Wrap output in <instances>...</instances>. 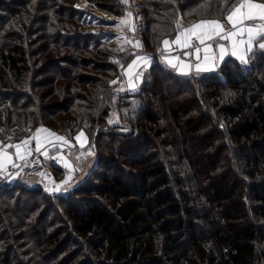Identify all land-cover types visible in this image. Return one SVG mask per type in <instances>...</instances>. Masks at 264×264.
Returning a JSON list of instances; mask_svg holds the SVG:
<instances>
[{
  "label": "trees",
  "instance_id": "obj_1",
  "mask_svg": "<svg viewBox=\"0 0 264 264\" xmlns=\"http://www.w3.org/2000/svg\"><path fill=\"white\" fill-rule=\"evenodd\" d=\"M83 1L127 12L123 0H0V140L84 129L96 159L66 194L28 175L0 183V264H264V51L195 78L153 59L119 126L118 67ZM165 20L155 45L174 36Z\"/></svg>",
  "mask_w": 264,
  "mask_h": 264
},
{
  "label": "snow or ice",
  "instance_id": "obj_2",
  "mask_svg": "<svg viewBox=\"0 0 264 264\" xmlns=\"http://www.w3.org/2000/svg\"><path fill=\"white\" fill-rule=\"evenodd\" d=\"M220 3L227 5L223 10L225 14L215 19H200L188 26H184L179 20L175 21V37L172 40L164 39L162 41L164 49L160 50L166 67L181 76L195 78L202 73L215 71L220 63L225 62L226 57H235L242 64H248L255 49L264 51V0L261 2H256V0H220ZM201 7H210V4ZM131 17L132 13H127V17L115 27L128 26L129 31L135 32ZM120 39L132 44L135 48L143 47L139 40L133 42L124 36ZM173 45L184 58L181 55L171 54ZM119 51H124V49L120 48ZM151 62L152 58L147 55H135V58L126 67L119 60H114V63L124 68L122 75L127 77V90L132 92L137 91L138 82H142L144 73ZM109 83L117 84L118 80H112ZM125 90L124 87L117 89L121 92ZM114 122L109 121V123ZM2 131L3 129H0V132ZM41 134H46L43 140ZM83 136L84 134L81 132L75 137L81 148L85 145L86 138L82 139ZM33 141H35L34 151L36 153H40L45 159H58L68 169V176L62 181L63 184H68L71 180V173L77 169L63 155L50 156L45 141L53 148L57 147L56 142L71 147L70 141L43 126L36 129L30 137L20 143L0 144V171L5 168V164L8 162L13 168L20 167L15 163L17 159L25 161L27 164V158L33 154L30 147ZM10 148L15 149L14 153L7 151ZM42 149L44 150L42 151ZM85 155H94V153L89 149L87 153L82 152L75 159L78 161ZM38 174L45 175V173ZM49 191H59V186L49 189Z\"/></svg>",
  "mask_w": 264,
  "mask_h": 264
},
{
  "label": "rangeland",
  "instance_id": "obj_3",
  "mask_svg": "<svg viewBox=\"0 0 264 264\" xmlns=\"http://www.w3.org/2000/svg\"><path fill=\"white\" fill-rule=\"evenodd\" d=\"M161 3L159 2H151V0H126L125 2V7L127 9V12L122 15V16H116L112 13H107L105 11H102L101 9H98L95 7L94 4H91L90 2L87 1H83L80 3V6L83 10V12L85 13L84 15V24H85V29L89 32H96L99 33L100 37H101V46L107 51L108 54H104L103 57H105L106 59H111L112 61L114 60H119L121 62V64L126 65L128 63H131V60L133 58H135V55H147L149 57L152 58V62L153 59H158V61L163 62L162 57H161V51L164 49V45L162 44V41L164 39H169L172 40L175 35H176V31H174L175 33L173 34V37H164L161 40V44L159 45L156 44L155 45V41H157L159 39V37L161 35L158 36V31L159 29H161V27L163 28V26H159L161 19H163L164 17H166L165 22L170 24V22L173 21V28L170 29L169 31H173L174 27H175V21L179 20L182 22V24L184 26H188L190 24H192L193 22H196L200 19H204V18H200L203 17L205 15H197L196 19L191 17V18H187L184 17L183 18V14L186 13V11L188 13H195V14H199L198 9H207L206 7H201L202 5H209L210 4V10L212 11H216L217 12V7L221 6L220 0H193L196 1L194 3L191 4L192 0H184V4L180 3V0H160ZM124 2V0H123ZM256 2H261L260 0H256ZM165 3V5H164ZM216 3L218 4V6H216ZM220 5V6H219ZM131 12L132 13V17H131V23L135 26V32L129 31L128 26H125L123 28H117L115 27V25H117L118 23H120L121 20L125 19L127 17V13ZM209 19H215V18H209ZM226 23V21H225ZM127 37L128 40H132L133 42L136 40H139L142 45L143 43L145 44V42H148L150 45L146 46V48H144V46L142 48H135L133 47L132 44L127 43L125 40L120 39V37ZM146 38L148 39V41L146 40ZM143 39V40H142ZM72 43V42H71ZM120 48H123L124 51H119ZM174 52H176L175 54L178 55L180 54L182 56V53H180V51L178 49H176V47L173 45L172 46V52L171 54H173ZM75 52H73L72 55V63L76 61L77 56L76 54H74ZM174 55V54H173ZM227 58V57H226ZM225 58V59H226ZM234 59H236L235 57H232ZM237 60V59H236ZM238 62H240L239 60H237ZM151 62V63H152ZM241 63V62H240ZM65 65V64H63ZM165 65V64H164ZM71 70H73L72 72L75 71H79L81 69H84L82 66L81 67H74L70 65H67ZM118 67V73L115 76V78H112L111 80H118L117 84H113L111 85L112 88H114V92L117 94V96L119 98H117V108H118V116L116 115V117L114 118L113 121H115L114 123H117L119 126L124 125V127L128 126L129 121L126 123V117L129 115L130 112H132L134 109H132V105L133 103L136 102L137 100V95L134 93H131L129 90H127L128 85H127V77L122 75V72L124 71V68H122L120 65L117 64ZM102 70L104 71L103 67ZM95 72V71H94ZM181 76V75H179ZM181 77H186V76H181ZM91 80V78H90ZM65 81H67V79H65ZM57 82L60 84L61 81L57 80ZM72 82V81H70ZM73 83V82H72ZM140 85V82H138V87ZM110 86V87H111ZM96 87V85H95ZM120 87H124L126 90L121 92V91H117V89H119ZM101 90V89H100ZM112 91V90H111ZM102 96L101 91L98 95L97 98H100ZM107 98V96L101 98L98 102L99 107L100 104H105V99ZM122 98L123 100H118ZM116 99V98H115ZM126 99H128L130 101H127ZM114 100V98H113ZM120 102H123V104H120ZM119 104L121 105L119 107ZM132 106V107H131ZM122 112V115L120 116L119 113ZM114 110H110L109 111V119L112 118L114 114ZM61 129V127H60ZM56 132V131H54ZM81 132H83L84 136L82 137V139H85V145L83 148L80 147L79 143L75 140V137L77 135H79ZM57 133V132H56ZM31 134V133H30ZM30 134H26L23 137L20 138L23 139L25 137H28ZM63 135V134H62ZM65 138L67 140L70 141L71 147H67L65 152H62L63 155H69L71 161L74 164V168H77L78 170L83 169L82 172L77 173L76 175V180L73 179V176L71 175V180H69L68 185L65 187V185L62 183V181H64L67 177V175L62 176L61 174H59V170L60 167L56 164H52L50 161H47L45 159V157H43V159L49 163L51 166L55 165V167L58 168L55 169V173H54V179L53 182L55 181L56 183H58L59 188L60 186L62 187L61 189V193L62 194H66V192L73 187L75 184L78 183V181L82 180L84 177L88 176L92 170H94V168L96 167V161L95 160V156L94 155H85L83 157H81L80 160H76L75 157L80 155V153H87V151L89 149H91V151L94 153L93 148L91 146V142L92 140H90V137L88 135V132L84 129H80L78 130L72 137H67L65 136ZM2 143V142H1ZM32 150H34L31 147ZM67 149L69 151H67ZM18 160H17V164H18ZM95 163V167H93ZM8 167V166H7ZM85 168H87L85 170ZM85 170V172H84ZM8 172V168H4L1 173H0V177L1 179L3 177H5L4 175ZM73 172H77V170L73 171ZM17 175L19 176H23V173H17ZM60 175V176H59ZM16 175H12L11 177H9V179L5 180L6 181H12L14 180L16 177ZM22 183L29 185V184H34L38 181V178L35 175H28L26 177H21L19 179ZM77 181V182H76ZM2 182V183H4ZM1 183V184H2ZM54 183L55 185H52V183L50 182L49 184V188H56L57 184ZM55 191H50V193H53ZM59 192V191H58ZM60 193V194H61ZM43 228V224L41 225V230ZM30 230V227H26V230L23 232H26ZM38 227H37V232L34 234L35 239H38L39 236V232H38ZM20 238V237H19ZM24 245V246H23ZM25 244L21 245V249L24 248L25 249ZM22 249V251L24 250Z\"/></svg>",
  "mask_w": 264,
  "mask_h": 264
},
{
  "label": "crops",
  "instance_id": "obj_4",
  "mask_svg": "<svg viewBox=\"0 0 264 264\" xmlns=\"http://www.w3.org/2000/svg\"><path fill=\"white\" fill-rule=\"evenodd\" d=\"M176 52H174L173 54L174 55H176L175 54ZM181 53V52H180ZM172 54V55H173ZM178 55H180V54H178ZM182 58H184L183 56H182ZM41 126H39V127H37L36 129H38V128H40ZM44 128H47V127H45V126H43ZM35 129V130H36ZM47 129H49V128H47ZM35 130L31 133V135L35 132ZM52 131V130H51ZM54 132V131H53ZM56 133V132H55ZM57 134L58 135H60V136H63V137H65L64 135H62L61 133H58L57 132ZM31 135H29L28 137H30ZM46 136V134H41V139L43 140L44 139V137ZM28 137H25V138H23V139H21L20 141H11V140H0V144H17V143H20L22 140H24V139H27ZM2 142V143H1ZM57 143V147L56 148H53L52 146H51V144H49V143H47L46 141H45V145H46V148H47V150H48V152H49V155L50 156H59V155H63L62 154V152H65L66 151V148L67 147H69L68 145H63V144H60L59 142H56ZM32 146L35 148V141H33L32 142ZM72 145V144H71ZM44 149H42V151H43ZM7 151L9 152V153H14V151H15V149H7ZM67 151H69L68 149H67ZM72 165H73V167H74V164H73V162L71 161V159H70V156L67 154L66 156L65 155H63ZM44 157V156H43ZM18 160V159H17ZM17 160H15V163L17 162ZM47 161H50L52 164H56V165H58L60 168H61V170H59V174H61L62 176H65V175H67L68 176V169L67 168H65L64 166H63V163L62 162H60L58 159L57 160H52V159H46ZM9 164H11L10 162H8V163H6L5 164V167L7 168V166L9 165ZM52 167V166H51ZM77 169V168H76ZM87 168H85V170H86ZM54 170H55V168H54ZM82 170L83 169H80V170H78L77 169V172H72L71 173V175L73 176V179H75L76 180V175H77V173H80V172H82ZM85 170H84V172H85ZM0 173H1V171H0ZM67 178V177H66ZM65 185V187L68 185V184H64ZM61 189H62V187L60 186V188H59V193H61ZM62 194V193H61Z\"/></svg>",
  "mask_w": 264,
  "mask_h": 264
},
{
  "label": "built area",
  "instance_id": "obj_5",
  "mask_svg": "<svg viewBox=\"0 0 264 264\" xmlns=\"http://www.w3.org/2000/svg\"><path fill=\"white\" fill-rule=\"evenodd\" d=\"M28 162L25 164V161L18 160V164L20 167L13 168L11 164L8 165V172L4 175L1 179L0 177V183L4 182L5 180L9 179L12 175H17V173H23L24 175L27 174H38V173H45V175L41 176L43 178H50L51 177V171L47 165H44L41 161V159L36 155L32 154L27 158ZM33 161H36V163H33ZM39 175V174H38Z\"/></svg>",
  "mask_w": 264,
  "mask_h": 264
},
{
  "label": "bare ground",
  "instance_id": "obj_6",
  "mask_svg": "<svg viewBox=\"0 0 264 264\" xmlns=\"http://www.w3.org/2000/svg\"><path fill=\"white\" fill-rule=\"evenodd\" d=\"M31 135V134H30ZM20 141V140H19ZM33 144H31V146L30 147H32L33 149H34V147L32 146ZM33 154H36L40 159H41V161H42V163L44 164V165H47L48 167H49V169H50V171H51V177L50 178H43V177H41L40 175H38V174H27V175H35L41 182H42V184H43V187L45 188V190L47 191V192H50L49 191V189H52V188H49V185H47V184H49L50 182L52 183V185H55L54 183H56L55 181L53 182V179H54V170L52 169V167H51V165L49 164V163H47L44 159H43V157H42V155L40 154V153H36L34 150H33ZM95 167V163H94V165H93V167L92 168H94ZM57 184V186L59 185L58 183H56ZM53 193H59L58 191H55V192H53Z\"/></svg>",
  "mask_w": 264,
  "mask_h": 264
},
{
  "label": "water",
  "instance_id": "obj_7",
  "mask_svg": "<svg viewBox=\"0 0 264 264\" xmlns=\"http://www.w3.org/2000/svg\"><path fill=\"white\" fill-rule=\"evenodd\" d=\"M96 160V159H95ZM94 162H96V161H94Z\"/></svg>",
  "mask_w": 264,
  "mask_h": 264
}]
</instances>
